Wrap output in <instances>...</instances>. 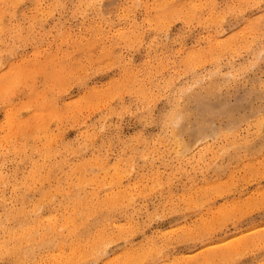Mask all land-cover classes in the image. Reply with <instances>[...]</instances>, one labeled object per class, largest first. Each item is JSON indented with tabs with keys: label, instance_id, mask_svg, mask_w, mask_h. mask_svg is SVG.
<instances>
[{
	"label": "rangeland",
	"instance_id": "374dc122",
	"mask_svg": "<svg viewBox=\"0 0 264 264\" xmlns=\"http://www.w3.org/2000/svg\"><path fill=\"white\" fill-rule=\"evenodd\" d=\"M95 2L0 0V264H228L264 240V12Z\"/></svg>",
	"mask_w": 264,
	"mask_h": 264
},
{
	"label": "snow or ice",
	"instance_id": "6c2138e0",
	"mask_svg": "<svg viewBox=\"0 0 264 264\" xmlns=\"http://www.w3.org/2000/svg\"><path fill=\"white\" fill-rule=\"evenodd\" d=\"M34 8L36 6H33ZM58 9H63L66 5L62 2H58L56 4ZM89 7L97 12H103L106 10L105 0H97L95 3H91ZM191 7H204L211 8L212 5L204 4V5H192ZM232 7H238L240 11H246L251 8H260L262 12H264V0H247L245 3H240L239 5H233ZM182 12L183 9L181 8ZM27 16V13H26ZM264 19V17H262ZM223 22V18L219 21V23ZM262 98H264V92H262ZM134 115V114H133ZM261 211L264 212V207L261 208ZM260 234L264 237V228L260 230ZM258 253H264V240L261 241L260 244H254L252 242H244L243 240L233 247L230 251V259L228 264H264V257L259 259L258 261L255 259V256ZM252 259H249V258ZM7 264V261H5Z\"/></svg>",
	"mask_w": 264,
	"mask_h": 264
},
{
	"label": "bare ground",
	"instance_id": "6f19581e",
	"mask_svg": "<svg viewBox=\"0 0 264 264\" xmlns=\"http://www.w3.org/2000/svg\"><path fill=\"white\" fill-rule=\"evenodd\" d=\"M9 82H10V81H9ZM196 136H197V135H196ZM70 221H71V220H70ZM70 223H73V222H70ZM50 227H51V226H50ZM26 233H27V232H26ZM25 235H27V234H25ZM23 236H24V235L21 234V236L19 237V238H21V239H18V240H19V241L22 240V239H23ZM24 238H25V236H24ZM24 243H25V242H24ZM21 244H22V243H21ZM77 247H78V246H77ZM20 249H21V248H20ZM19 251H20V250H19ZM20 252H21V251H20Z\"/></svg>",
	"mask_w": 264,
	"mask_h": 264
},
{
	"label": "clouds",
	"instance_id": "9594fccd",
	"mask_svg": "<svg viewBox=\"0 0 264 264\" xmlns=\"http://www.w3.org/2000/svg\"><path fill=\"white\" fill-rule=\"evenodd\" d=\"M176 119H177L178 121H181V120H182V116L178 115V116L176 117Z\"/></svg>",
	"mask_w": 264,
	"mask_h": 264
}]
</instances>
